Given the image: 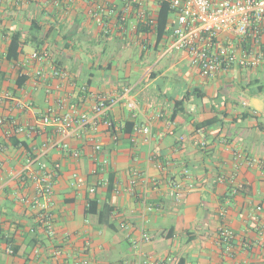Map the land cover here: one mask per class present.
I'll return each mask as SVG.
<instances>
[{
    "label": "crops",
    "instance_id": "crops-1",
    "mask_svg": "<svg viewBox=\"0 0 264 264\" xmlns=\"http://www.w3.org/2000/svg\"><path fill=\"white\" fill-rule=\"evenodd\" d=\"M161 2L0 0V119L5 120L0 126V264H163L168 258L175 264H264V68L204 78L188 54L175 48V15L160 41L154 28H142L139 12L156 19ZM34 30H40L42 49L55 66L69 72L67 81L39 80L38 66L26 64L36 51L29 41ZM14 33L22 34L21 52L9 61ZM223 84L229 97H220ZM195 90L205 97L194 96ZM236 92L242 100L230 97ZM91 95L119 96L107 110L118 128L117 141L104 126L93 131L97 101ZM184 97L187 103L174 117L176 102ZM71 104L88 115L87 123L73 124L67 137L54 125L43 128L41 117L49 108L64 115ZM215 117L219 123L197 127ZM14 123L34 124L39 131L19 135ZM142 126L151 127L147 142L135 133ZM237 153L261 165L249 168ZM30 159L60 166L50 208L53 235L31 205L35 166ZM105 160L109 164L102 168ZM132 170L164 184L154 189L139 181L132 190ZM185 170L193 189L176 203L171 184L184 183ZM144 196L154 212L144 210ZM92 200L99 210L114 208L109 223L87 214ZM223 225L234 231L230 245L219 239ZM142 228L149 242L142 241Z\"/></svg>",
    "mask_w": 264,
    "mask_h": 264
},
{
    "label": "built area",
    "instance_id": "built-area-1",
    "mask_svg": "<svg viewBox=\"0 0 264 264\" xmlns=\"http://www.w3.org/2000/svg\"><path fill=\"white\" fill-rule=\"evenodd\" d=\"M163 1V0H162ZM176 16V23L173 26L175 37V48L178 51L186 52L192 66L199 69L204 78H213L220 74L229 73L233 70L250 71L264 68V0H167ZM100 13H106V9L98 7ZM109 13L113 11L108 10ZM140 19L144 24L154 28L156 19L150 18L145 10L139 12ZM125 22V17L122 18ZM98 22L102 23L101 17ZM34 63L38 66L36 78L39 80L54 79L60 82L67 81L70 74L67 70L55 66L50 52L46 49L36 50L31 53L26 64ZM61 89V86H57ZM87 92V88H83ZM97 101L95 106L96 120L92 126L97 132L101 126L113 132V139L118 140V128L114 121L107 114V110L119 101V96L103 97L91 95ZM65 105L62 99L58 103L61 108ZM22 107L21 104H18ZM130 110L135 109L133 102L128 105ZM89 120L87 114H80L77 106L69 105V111L64 115H58L55 108H49L41 117L43 128L54 125L57 133L63 137L70 135L73 124H85ZM5 120L0 119V126ZM15 132L19 135H33L38 133L39 128L34 124L19 125L14 123ZM151 127L142 126L135 129L137 135L145 137L146 142L151 136ZM204 145V144H202ZM70 151L69 145L63 146ZM96 146V150H100ZM74 158H79L77 151H71ZM236 158L249 168L261 165L257 159L249 158L244 153H237ZM30 165L35 166L30 177L34 185V198L31 202L32 208L38 210L39 218L48 234L53 235L50 208L53 206V194L55 189L59 165L49 167L46 163L29 160ZM109 162L103 161L102 168H106ZM130 187L133 190L139 181L151 183L154 189L164 184L161 180L144 179L138 170L131 171ZM185 182L171 184L170 196L174 202H181L193 189V183L189 180L187 170L183 173ZM77 178V176H74ZM95 192V189H91ZM119 189L116 194H119ZM142 205L147 212H154L155 206L150 204L147 197L142 198ZM261 210V208H258ZM227 211H220V218L226 219ZM256 219V218H255ZM122 228H126L122 224ZM235 238L234 231L227 225H223L219 231V239L230 245ZM141 239L144 242L151 240L144 228L141 230ZM9 254L14 250L10 247ZM55 257L61 256V251H54ZM175 264L173 258H168L163 264ZM76 264H91L89 260H80Z\"/></svg>",
    "mask_w": 264,
    "mask_h": 264
},
{
    "label": "trees",
    "instance_id": "trees-1",
    "mask_svg": "<svg viewBox=\"0 0 264 264\" xmlns=\"http://www.w3.org/2000/svg\"><path fill=\"white\" fill-rule=\"evenodd\" d=\"M174 16V11L171 9V5L167 0H163L160 3V8L156 17V25L154 27V31L157 34L158 41L164 39L170 33L169 27L171 25V19ZM142 28L149 30L150 26L148 24H142ZM40 30H34L32 32V37L29 40L30 43L36 48V50H41L44 44L43 39L39 36ZM22 45V34L14 33L12 35V40L7 52V59L9 61H16L19 58L21 52ZM193 95L198 97L199 99H203L205 96L199 90H195ZM187 98L184 97L182 100L176 102V111L173 113L174 117L178 115L181 110H183L185 104L187 103ZM220 119L215 117L212 119H208L200 123L197 127L204 128L210 127L217 123H219ZM110 189H113V179L109 180ZM114 212V208L109 205H104L101 210H99L98 203L96 201H89L87 214L98 216L99 223H109L110 217Z\"/></svg>",
    "mask_w": 264,
    "mask_h": 264
},
{
    "label": "rangeland",
    "instance_id": "rangeland-1",
    "mask_svg": "<svg viewBox=\"0 0 264 264\" xmlns=\"http://www.w3.org/2000/svg\"><path fill=\"white\" fill-rule=\"evenodd\" d=\"M220 87H222L224 89L222 91L220 97H222V96L229 97L228 94H226V93H228V90H227L228 87H227V85L226 84H223ZM225 91H227V92L225 93ZM231 95L232 96H230V97L233 98V99H235L236 101H239V100H242L243 99V96H242V93L241 92H236V93H233Z\"/></svg>",
    "mask_w": 264,
    "mask_h": 264
}]
</instances>
